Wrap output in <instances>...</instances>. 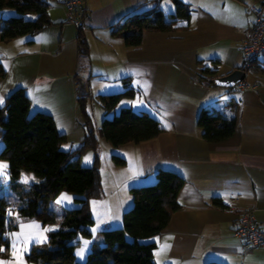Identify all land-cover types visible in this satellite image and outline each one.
<instances>
[{
    "label": "crops",
    "instance_id": "0c3cea01",
    "mask_svg": "<svg viewBox=\"0 0 264 264\" xmlns=\"http://www.w3.org/2000/svg\"><path fill=\"white\" fill-rule=\"evenodd\" d=\"M48 2L50 26L33 36L0 42L5 70L0 106L23 88L30 114L51 115L57 131L65 135L63 148L71 149L84 136L80 89L97 96L122 92L127 85L134 93L124 97L120 110L147 112L162 127L158 135L136 143L112 146L99 139L103 196L90 202L94 221L98 210L104 218L102 230L119 227L132 205L129 189L153 183L158 169L173 171L183 179L177 195L180 208L160 233L146 239L156 244L155 263L264 264V248L244 254L242 239L234 234L244 210L252 212L264 231V58L243 70L244 80L232 88L213 83L242 66L240 44L254 21L248 8L261 5L264 13V0H81L89 16L86 56L78 51V29L65 20L61 0ZM176 2L189 10L188 21L182 22L186 28L146 30L136 47L112 34L128 15L158 8L167 16ZM203 66L216 68V73L203 74ZM230 101L237 103L235 132L219 142L204 140L196 125L198 112L226 111ZM91 110L98 128L106 114L97 112L95 102ZM89 154L76 156L78 163L90 166ZM111 155L124 158L125 164L116 165ZM22 177L34 182L30 174ZM215 198L225 207L212 205ZM7 256L0 255V264H6Z\"/></svg>",
    "mask_w": 264,
    "mask_h": 264
},
{
    "label": "trees",
    "instance_id": "16d2710c",
    "mask_svg": "<svg viewBox=\"0 0 264 264\" xmlns=\"http://www.w3.org/2000/svg\"><path fill=\"white\" fill-rule=\"evenodd\" d=\"M173 13L165 16L154 8L148 12L133 13L125 17L113 35L120 36L126 46L136 47L142 42L146 30L171 31L186 28L189 10L176 2ZM48 0H0V11L8 8L12 15L0 17V42L20 36H33L52 24L48 16ZM84 29L77 33L78 51L88 54L89 46ZM245 70L242 66L238 67ZM264 70V69H263ZM200 71L214 75L216 68L203 66ZM262 69L260 73H262ZM5 73L0 65V76ZM133 89L125 85L122 92L92 96L79 91L78 104L83 119L84 136L75 148L65 149V135L58 132L51 115L43 112H29L30 100L23 88L15 89L0 106V160L6 162L9 185L20 199L25 201L18 208L24 218L38 217L46 212L48 200L61 190L74 194L78 206L67 209L59 227L48 234V240L40 249L32 248L26 255L35 264H156L153 251L154 241H146L168 224L172 214L180 208L177 195L183 179L175 172L158 169L155 181L150 184L133 186L129 189L132 205L122 215L121 226L101 231L102 246L96 242L85 262L75 260L77 237H90L94 224L90 202L103 196L100 175V145L103 138L112 146L128 142H139L158 135L162 131L160 121L147 112H136L130 107L122 108L111 117L105 116L97 128L91 104L97 102L104 113L112 111L124 97H132ZM236 101L226 105V111L201 109L196 125L204 140L214 143L231 136L237 127ZM93 152L90 166H82L76 156L85 151ZM116 165L125 164V159L111 155ZM22 174H30L34 182L28 188L19 183ZM212 205L225 207L215 198ZM7 202L0 196V255L6 257L9 249L7 233L16 228L6 221ZM49 213V211L47 212ZM207 264H216L209 262Z\"/></svg>",
    "mask_w": 264,
    "mask_h": 264
},
{
    "label": "rangeland",
    "instance_id": "374dc122",
    "mask_svg": "<svg viewBox=\"0 0 264 264\" xmlns=\"http://www.w3.org/2000/svg\"><path fill=\"white\" fill-rule=\"evenodd\" d=\"M12 11L13 10L11 9L5 8L0 11V17L2 19L8 18L12 15ZM246 80L251 81V74L246 76ZM81 90L84 92V87L83 89H80V91ZM123 99L124 98H122L115 106V110L104 116L111 117L113 112H116V109L118 112L120 107L125 103ZM95 107L98 109L97 112L99 111L102 113L103 109L99 103L95 102ZM100 117V114H98V118ZM1 148L2 144L0 145V150ZM86 153L91 154L92 152L86 151ZM5 163V161H2L0 162V165H5ZM2 173L3 174H0V196H3L7 202L5 213L6 221H11V223L16 225L15 229H12L10 233H7L9 238V249L6 264H25L27 261L26 255L31 252L32 248L40 249V247L48 240L49 232L59 227L65 211L78 206V202H76V196L74 194L69 193L66 190H61L54 198L48 200L46 204V212L42 211L41 214L35 218H24L18 214V208L22 207L25 201L20 199L18 194L11 189L7 168H4ZM18 181L22 187L28 188V181H25V178L22 177ZM62 196L71 197V200L65 199L61 203H57ZM48 211L49 213H47ZM96 212L97 213H94L96 219L94 224L90 227L92 235L90 237H77L78 242L74 250L75 260L77 262H85L94 242H96L98 246H102L103 244L101 231L105 228L103 221L104 218L100 217L102 215H99L98 210H96ZM81 250H83V256L78 255Z\"/></svg>",
    "mask_w": 264,
    "mask_h": 264
},
{
    "label": "built area",
    "instance_id": "2783aa9c",
    "mask_svg": "<svg viewBox=\"0 0 264 264\" xmlns=\"http://www.w3.org/2000/svg\"><path fill=\"white\" fill-rule=\"evenodd\" d=\"M61 3L65 8V20L75 25L78 30L84 29L89 16L84 11L81 0H61ZM248 9L253 14L254 21L252 27L245 31L240 44L241 64L244 69L264 58L263 7L257 5ZM234 234L242 239L241 248L244 254L256 248H264V231L250 210L239 214Z\"/></svg>",
    "mask_w": 264,
    "mask_h": 264
},
{
    "label": "water",
    "instance_id": "95a60500",
    "mask_svg": "<svg viewBox=\"0 0 264 264\" xmlns=\"http://www.w3.org/2000/svg\"><path fill=\"white\" fill-rule=\"evenodd\" d=\"M244 78L245 72L241 69H235L225 76L215 78L213 83L219 87L232 88L242 82Z\"/></svg>",
    "mask_w": 264,
    "mask_h": 264
},
{
    "label": "snow or ice",
    "instance_id": "6c2138e0",
    "mask_svg": "<svg viewBox=\"0 0 264 264\" xmlns=\"http://www.w3.org/2000/svg\"><path fill=\"white\" fill-rule=\"evenodd\" d=\"M3 103V100H2V98H0V104H2ZM87 159V158H86ZM7 167V165H0V174H3L2 173V170L4 169V168H6ZM27 177H25V181H27ZM65 199H67V200H71V197H67V196H62L61 198H60V200H58L57 201V203H61L63 200H65ZM0 251H3V249H0ZM78 255H81V256H83V250H81L80 251V253H78Z\"/></svg>",
    "mask_w": 264,
    "mask_h": 264
}]
</instances>
